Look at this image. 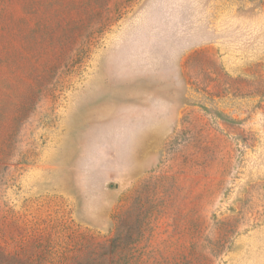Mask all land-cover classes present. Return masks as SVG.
<instances>
[{"label":"rangeland","instance_id":"rangeland-1","mask_svg":"<svg viewBox=\"0 0 264 264\" xmlns=\"http://www.w3.org/2000/svg\"><path fill=\"white\" fill-rule=\"evenodd\" d=\"M0 264H264V0H0Z\"/></svg>","mask_w":264,"mask_h":264}]
</instances>
